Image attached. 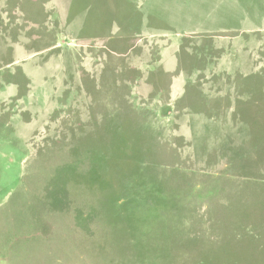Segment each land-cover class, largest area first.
Instances as JSON below:
<instances>
[{
    "label": "rangeland",
    "instance_id": "374dc122",
    "mask_svg": "<svg viewBox=\"0 0 264 264\" xmlns=\"http://www.w3.org/2000/svg\"><path fill=\"white\" fill-rule=\"evenodd\" d=\"M0 264H264V0H0Z\"/></svg>",
    "mask_w": 264,
    "mask_h": 264
}]
</instances>
